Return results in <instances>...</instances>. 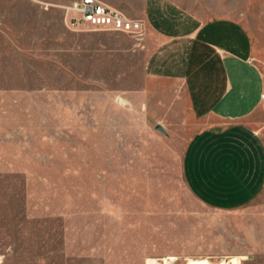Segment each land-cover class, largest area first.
Listing matches in <instances>:
<instances>
[{
    "label": "rangeland",
    "instance_id": "374dc122",
    "mask_svg": "<svg viewBox=\"0 0 264 264\" xmlns=\"http://www.w3.org/2000/svg\"><path fill=\"white\" fill-rule=\"evenodd\" d=\"M73 1L0 0V264H264V186L223 208L185 174L219 122L146 75L145 27L73 23ZM100 1L141 21L144 0ZM173 1L243 24L264 74V0ZM242 122L264 143V92Z\"/></svg>",
    "mask_w": 264,
    "mask_h": 264
},
{
    "label": "crops",
    "instance_id": "0c3cea01",
    "mask_svg": "<svg viewBox=\"0 0 264 264\" xmlns=\"http://www.w3.org/2000/svg\"><path fill=\"white\" fill-rule=\"evenodd\" d=\"M141 21L155 38L146 75L179 81L195 115L219 122L189 141L186 176L203 200L245 204L264 186V143L242 122L264 92L253 36L237 20L204 17L173 0H144Z\"/></svg>",
    "mask_w": 264,
    "mask_h": 264
},
{
    "label": "built area",
    "instance_id": "2783aa9c",
    "mask_svg": "<svg viewBox=\"0 0 264 264\" xmlns=\"http://www.w3.org/2000/svg\"><path fill=\"white\" fill-rule=\"evenodd\" d=\"M66 9L72 15L71 22L76 24L86 23L122 31H138L142 26L140 20L128 18L100 0H75Z\"/></svg>",
    "mask_w": 264,
    "mask_h": 264
},
{
    "label": "water",
    "instance_id": "95a60500",
    "mask_svg": "<svg viewBox=\"0 0 264 264\" xmlns=\"http://www.w3.org/2000/svg\"><path fill=\"white\" fill-rule=\"evenodd\" d=\"M117 101L123 105H130V101L124 97H121V96L117 97ZM156 128L160 131H163L161 126H156Z\"/></svg>",
    "mask_w": 264,
    "mask_h": 264
},
{
    "label": "bare ground",
    "instance_id": "6f19581e",
    "mask_svg": "<svg viewBox=\"0 0 264 264\" xmlns=\"http://www.w3.org/2000/svg\"><path fill=\"white\" fill-rule=\"evenodd\" d=\"M149 264H163V263L156 261V260H151L149 261ZM197 264H212V263L208 259H203V260L198 261Z\"/></svg>",
    "mask_w": 264,
    "mask_h": 264
}]
</instances>
